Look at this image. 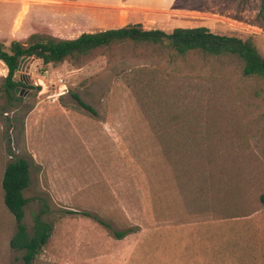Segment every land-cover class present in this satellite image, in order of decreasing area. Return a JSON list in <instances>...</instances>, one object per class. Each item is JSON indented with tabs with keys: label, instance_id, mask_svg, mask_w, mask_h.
Masks as SVG:
<instances>
[{
	"label": "rangeland",
	"instance_id": "obj_1",
	"mask_svg": "<svg viewBox=\"0 0 264 264\" xmlns=\"http://www.w3.org/2000/svg\"><path fill=\"white\" fill-rule=\"evenodd\" d=\"M257 12V0H0V42L205 26L264 56ZM242 66L114 43L23 61L9 101L0 62V179L8 160L30 159L23 223L31 235L44 210L52 225L31 264H264V78ZM15 231L0 188V264H25Z\"/></svg>",
	"mask_w": 264,
	"mask_h": 264
},
{
	"label": "trees",
	"instance_id": "obj_2",
	"mask_svg": "<svg viewBox=\"0 0 264 264\" xmlns=\"http://www.w3.org/2000/svg\"><path fill=\"white\" fill-rule=\"evenodd\" d=\"M239 1L244 3L247 0ZM257 1L258 16L264 17V0ZM123 42L158 45L173 50L178 55L197 51L208 56H236L243 63L242 73L245 76L264 78V56L258 52L249 38L216 32L205 26L175 27L171 32H166L158 28H145L140 24H133L93 33H82L77 37L63 40L37 39L28 44L13 40L8 47L0 42V62L7 69L2 92L9 101L21 99V96L16 97L14 93L15 87L23 83L15 80L14 74L19 68L22 57L38 58L44 65L55 64L87 55L91 50L99 47ZM73 95L82 107L91 112L94 111L77 94ZM31 165L32 161L24 156L8 160L4 163L0 179L2 204L11 213L16 224V231L9 245L13 249L25 250L23 254L25 264H31L46 243L52 229V225L41 217L44 210L35 215L31 235L23 223L24 206L27 204L24 190L30 184ZM259 200L264 206V193L260 195ZM130 231H132L131 228L115 230L114 235L116 238H122Z\"/></svg>",
	"mask_w": 264,
	"mask_h": 264
},
{
	"label": "water",
	"instance_id": "obj_3",
	"mask_svg": "<svg viewBox=\"0 0 264 264\" xmlns=\"http://www.w3.org/2000/svg\"><path fill=\"white\" fill-rule=\"evenodd\" d=\"M26 60H27V58L22 57V58L20 59V63H22L23 61H26ZM33 60H34V57L31 58V61H33ZM20 63H19V65H20ZM17 91H18V87L15 88V92H16V93H17Z\"/></svg>",
	"mask_w": 264,
	"mask_h": 264
}]
</instances>
